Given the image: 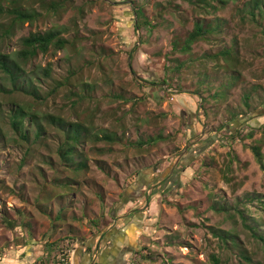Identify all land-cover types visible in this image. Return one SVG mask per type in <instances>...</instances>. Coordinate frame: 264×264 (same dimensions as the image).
<instances>
[{"label": "rangeland", "instance_id": "1", "mask_svg": "<svg viewBox=\"0 0 264 264\" xmlns=\"http://www.w3.org/2000/svg\"><path fill=\"white\" fill-rule=\"evenodd\" d=\"M54 28L66 47L24 61ZM261 106L264 0H0V261L60 264L119 228L126 264H264ZM58 118L84 126L68 162Z\"/></svg>", "mask_w": 264, "mask_h": 264}, {"label": "trees", "instance_id": "2", "mask_svg": "<svg viewBox=\"0 0 264 264\" xmlns=\"http://www.w3.org/2000/svg\"><path fill=\"white\" fill-rule=\"evenodd\" d=\"M64 5L65 4L63 2H59L58 4L51 6L52 8H50V10L52 12L56 13L59 10H61ZM135 13L137 16L136 29L139 30L144 26H148L149 35H151L154 26H152L151 23L144 18V14L141 10H136ZM15 15H16V21H20V22H24L27 19L33 20L34 17H36L32 14L27 13V11H22V10L15 11ZM63 33L64 32L62 29H57V28L51 29V30L43 32V33L42 32L31 33L28 37L23 39L22 43H23L24 48L19 52V55L21 56V58L24 61H26L29 58L37 57L40 53H43V54L47 53L51 47H54L56 50H62L69 43L67 40H65L62 37ZM206 33L208 34V32H206ZM203 35H205V32L203 31L202 27L197 26L195 28V30L192 32L191 38H189L187 44L191 43L192 41H194L200 37H202ZM187 49H188V46H185L184 50L186 51ZM231 52L232 51H226L225 53H227V55H231L233 57L234 53H231ZM3 66H4L6 71L10 70L8 68L6 62H3ZM176 67H178V69L180 68L179 66H176ZM45 73L47 76H49V74H50L49 69H46ZM10 76H11V80L13 82L14 87H21V84L19 82L20 75H16V74L11 72ZM153 85L156 86L158 84H153ZM159 85L163 86L161 84H159ZM32 94L36 95V92H34ZM259 109H261V110H259ZM254 111H260V113H261L260 116H264V106L258 107ZM30 115L32 117L34 116V114H30ZM26 116H27V114H26L25 109L22 107H19L18 111L12 115V124H13L14 128L22 125L23 120L26 118ZM34 117H36V116H34ZM236 119H238V117L234 118V120H236ZM52 120L56 121L57 118L52 117ZM57 123H58V125H60V127L61 126L64 127V130L68 131L67 132V135H68L67 142L60 148L61 156H63V158H65L68 162L69 160H71V157L75 151V145L81 143L82 140L84 139V134L81 133L84 126L79 124V123H77V124L69 123V125H67V122L60 119V118H58ZM252 136H253V132H250L249 134H247V137H252ZM113 137H115V136L106 133L102 137H100L99 139L101 141L102 140L113 141L114 140ZM254 153H255L256 157L258 158L262 168L264 169V164H263V160H262V156H261L259 148L254 147ZM261 240H262V242H264V238H261ZM61 243H64V239L61 240L60 243H56V242L48 243L47 248H49V254H51L53 252L54 248L55 249L58 248ZM61 247H60V250H61ZM98 249L101 250L100 245H98ZM61 255L65 256L66 259H64L65 261L60 260L59 263L60 264H69V259H68L69 257L66 254H61ZM213 259H214L216 264H219L218 258L215 255L213 256ZM247 260H250V259L248 258ZM36 264H48V262L45 261L44 259H39V260H37Z\"/></svg>", "mask_w": 264, "mask_h": 264}, {"label": "crops", "instance_id": "3", "mask_svg": "<svg viewBox=\"0 0 264 264\" xmlns=\"http://www.w3.org/2000/svg\"><path fill=\"white\" fill-rule=\"evenodd\" d=\"M109 231L105 236L108 242L104 243L105 246L103 248L101 245V253L98 261L100 262L99 264H126L123 261V256L124 254L131 252L132 247L131 244L128 248H123L124 246L122 245L125 244L123 243V241L127 240L130 235L127 234L125 230H121L119 228H113V230ZM88 249L80 248L78 250H75L73 255H71L70 257L69 264H91V256L94 251L93 248H90L89 250ZM22 253L23 252H20V254H10L4 257L0 261V264H32L34 263V261H36L37 258H40V255H42L41 252L40 254H38V257L35 258L34 256H25Z\"/></svg>", "mask_w": 264, "mask_h": 264}, {"label": "built area", "instance_id": "4", "mask_svg": "<svg viewBox=\"0 0 264 264\" xmlns=\"http://www.w3.org/2000/svg\"><path fill=\"white\" fill-rule=\"evenodd\" d=\"M99 249L98 247L95 248L92 256H91V264H97V262L99 261ZM64 261V258L62 259Z\"/></svg>", "mask_w": 264, "mask_h": 264}]
</instances>
